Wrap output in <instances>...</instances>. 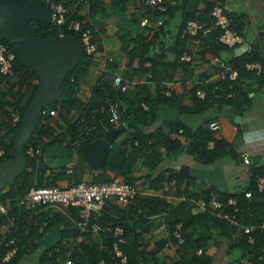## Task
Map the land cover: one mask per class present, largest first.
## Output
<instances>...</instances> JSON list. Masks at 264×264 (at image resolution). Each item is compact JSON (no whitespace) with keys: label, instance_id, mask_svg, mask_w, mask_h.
Instances as JSON below:
<instances>
[{"label":"trees","instance_id":"16d2710c","mask_svg":"<svg viewBox=\"0 0 264 264\" xmlns=\"http://www.w3.org/2000/svg\"><path fill=\"white\" fill-rule=\"evenodd\" d=\"M74 1H60L67 8L66 18H78L82 27H88L90 23L83 18V15L78 16L75 12L69 13L68 5L73 4ZM100 1L87 0L86 15L89 16L93 8L101 3ZM78 2L83 3L82 0H78ZM211 5L212 3L208 4L200 16L185 15L183 17V21L174 35V52L170 59L159 48H156L155 51L146 49L147 43L145 49L140 51L149 54L143 59L149 61L146 72H149L148 79L155 83L152 90L142 82L135 84L132 88H127L123 92L114 93L109 88V77V79H100L103 86L99 84L92 86L89 98L83 105L74 97V93L78 83L89 73L90 60L89 56L80 47L79 56L62 76L55 97L43 100L38 105L34 125L29 135L22 142V149L26 158L24 167L16 174L11 183L0 187V201L8 203V215L13 217L9 231L3 233V235L0 234V264H18L23 256L30 255L36 247V250L40 249L38 264H64L63 260L58 262L56 258L65 256V253H68L66 255L69 257V264H95L99 259H102L104 264H158L155 253L161 249L166 241H169L171 246H174L179 252L188 251L189 258L186 259V264H212V258L205 253V248L210 243L212 245L217 244V241L221 238L227 240V247L230 251L236 249L241 254L244 253L247 256L248 264H264V234L258 232L259 230L254 231V240L252 244H248L242 235L231 237L233 227L224 219L214 216L208 210L188 209L187 197L191 196L194 199L198 196L206 197L209 190H212L211 188L203 189L196 194L183 189L184 198L174 205L167 203L163 196L154 194L153 191L148 193L137 192L124 204L113 206V212H115L113 214L115 215H110L105 212V209H102L98 219L100 224L111 221V223H119L122 227V240L118 242V246L125 255L124 261H120L119 257L113 254L111 249L113 236L110 232L98 231V238L94 239L90 232L74 229L70 232V235L75 239H73L74 242L66 244L62 242V238L69 232L68 220L61 210L55 207H46L37 216L28 214L30 210H24L16 203L18 197L31 185H50L55 182V179L63 177L72 181L80 180L71 164L70 171L66 170V161L70 160L72 152L78 154L84 160L81 155L82 145L95 137L101 136L107 129L111 128V122L107 120L104 113L91 110L92 106L98 105L103 94L118 99L120 106L123 108L120 119L124 121L125 126L121 130L123 135L120 140L118 142L112 140L108 146L102 165L99 167L88 165V169L96 171L91 174L89 181H107L113 176L121 181H128L127 172L132 170L140 155L154 148L158 142L170 145L175 141L174 137L170 138L168 131L179 130L184 133L185 130L189 129L180 118H166V120L158 118L157 113L160 108L170 107L181 113L188 110H191V112L204 111L214 106L232 107L235 112L242 113L249 106L250 96L248 92L259 88L264 90V43H262L261 50L248 49L242 54L234 56L233 59L223 62L228 63L235 70V76L232 79L227 77L216 78L204 84L203 77H199V81L190 88L189 93L192 104L187 108L181 106V93H178L175 88L167 87L168 94H164L166 87L164 85L157 86V82L160 80H170L174 69L178 66L184 74H189L188 60L179 58V55L185 49L184 41L186 38L184 34H181V26L187 18H194L200 23L202 21L201 16H204L207 22L212 20L209 15ZM24 24L32 26L36 37L40 40H56L67 36L79 39L78 31L67 29L63 25L54 26L49 21L43 23L35 17L25 19ZM231 26L239 32L235 24L232 23ZM59 32L62 33L61 36L58 35ZM218 33L219 30L213 26L205 32L206 38L200 39L202 45L199 51L200 54L209 50L215 55L218 50L226 49V46L217 40ZM199 34H201V30L196 33V35ZM90 39L92 41L91 37ZM0 42L6 44L13 52L11 72L9 74L0 73L1 161L12 157L13 143L9 139V135L14 133L21 124L24 106L41 80L30 65L21 60L15 43L5 36L0 37ZM252 61L259 62L260 70L258 73H255V69L245 67L246 62ZM198 88L203 89L204 94L202 96H197L195 91ZM56 100L60 102L61 108L64 110V113L59 114L58 118L52 117L47 112ZM142 103L145 104V107L142 106ZM81 107L82 109L89 108L88 113H83L87 115V117H83L84 119L90 117V120L86 123H84L85 120L77 122L75 118H70L68 115L69 110H78ZM9 109H16L18 112V118L14 124H10ZM85 125L89 127L92 125L88 134L82 140H79L77 145L72 143L74 137L80 136L79 130H82ZM164 126L167 128L165 129ZM214 132L215 130H210L206 125V128L199 129L197 134L194 133V139L188 142V145L190 144L188 148L194 151L196 157L212 161L225 153V141L215 136ZM148 140L150 141L148 142ZM208 140L212 141L209 147L206 145ZM28 145L40 146V153L28 156L25 154ZM51 146L62 149L61 154L64 156L60 159L59 164H50L42 158L44 150L49 149ZM250 173L251 178L248 184L240 191H214L216 197L221 200L228 196H233L236 199L239 208L238 216L242 222L257 223L264 195L255 190L252 179L256 173H264V167L258 164L253 165L250 167ZM158 177V175L149 176L147 179L149 183L154 185V180H157ZM244 189L251 190L250 197L243 196L242 191ZM67 208L71 217H75L74 208ZM159 213H163V221L167 227V238L142 242V230H140L144 228L142 225L144 223L152 224L153 220L149 217ZM29 215L30 219L27 218ZM5 219L6 217L2 216L0 222ZM42 221L45 222L38 229ZM175 222H180L178 231L183 238L180 243L171 234ZM52 225L57 227V239L52 245L38 247L37 240ZM8 238H12V241L8 242ZM13 245L16 249L12 255L7 260H1L5 250ZM197 247H200L199 253H195ZM47 252L50 253L47 254ZM258 254H261L260 258H258ZM236 264H244V262L238 260Z\"/></svg>","mask_w":264,"mask_h":264},{"label":"crops","instance_id":"0c3cea01","mask_svg":"<svg viewBox=\"0 0 264 264\" xmlns=\"http://www.w3.org/2000/svg\"><path fill=\"white\" fill-rule=\"evenodd\" d=\"M214 1L216 0H164L166 9L159 11L144 3L143 0H101V3L93 8L89 16L86 15L84 7L78 0L69 4V13L75 12L78 16L83 15V18L90 23L88 26L90 37L97 48H104L106 53L111 56V59L105 60L102 66L97 53L88 55L90 60L89 73L78 83L74 97L83 103L96 77L109 79L115 73L129 79L128 88L143 82L152 90L155 83L145 77L149 61L143 59L149 54L140 51H143L146 46L149 51H155L156 48H159L170 59L174 52V35L183 21V17L185 15L200 16L206 6ZM218 1L233 17V25L237 26L242 37L245 48L239 54L248 49L261 50L264 38H260L258 41L255 33H260L261 29H264V0ZM201 18V34L195 37H186L184 41L185 49H187L190 57L188 60L189 74H184L178 66L174 69L170 80L157 82V86L164 85L166 87L164 94H168V88L171 87L181 93L180 104L186 108L192 104L190 88L199 81V77H203L204 84L215 80L216 69L222 64H228L223 62L239 55L233 51V48L229 47L218 50L215 55L209 50L200 54L199 51L202 46L200 39L206 38L205 32L212 27L211 20L207 22L204 16ZM251 63L259 65V67L255 65L252 67L253 70L255 69V73H258L260 70L259 62L252 61ZM102 69L104 70L102 71ZM139 79H141L140 82H138ZM248 95L250 96V104L242 113L235 112L232 107L214 106L204 111L191 112L188 110L181 113L170 107L160 108L157 113L158 118H163V120L174 117L180 118L189 129L185 130L184 133L179 130L168 131L170 138L174 137V142L170 145L158 142L154 148L140 155L132 170L127 172L128 182L136 185L141 193L153 191L154 194L163 197L166 195L174 196V204L181 200L179 199L180 196L184 198L183 189L194 194L206 188L224 192H235L243 189L251 178L250 167L257 164L264 167V90L254 89L249 91ZM229 108L232 109V112L228 110ZM75 113V109L68 111L70 118ZM234 116L236 117L234 118ZM212 119H216L218 122V128L214 134L225 141L226 151L216 159L207 161L196 157L194 151L188 148L190 145L188 142L194 139V133L197 134L199 129L206 128L207 122ZM122 135L123 131H120L114 136L113 141L118 142ZM242 149L248 153L249 164H244L241 161L240 150ZM61 153L60 147L51 146L44 150L42 158L50 164H59L60 159L64 156ZM69 162L70 160L66 161V164ZM88 165L86 161L82 162L80 170L78 171L77 168L74 170L80 180H89L91 174L96 172L88 169ZM157 175L159 177L154 180V185L148 182L147 177ZM64 180H66L65 177L57 178L53 184ZM200 197L195 199L191 196L187 197L188 209H198L195 201ZM177 198L179 200H176ZM125 202L109 198L103 209L110 215H115L113 214L115 213L113 206L122 205ZM46 207L55 206L36 205L30 210V214L38 216ZM62 212L67 217L69 229L68 234L62 238V242L72 244L75 239L70 235V232L76 228L72 224V217L68 208L64 207ZM27 218L30 219V215ZM149 218L153 220L152 224L144 223L142 225L144 228L140 229L142 230V242L167 238V227L163 221V213L155 214ZM9 227L5 220L1 221L0 234L3 235L9 231ZM91 236L97 239L98 233H93ZM57 237V227L52 225L37 240L38 247L52 245ZM36 248L30 255L23 256L18 264H38L40 249L36 250ZM49 253L47 252V254ZM205 253L211 256L212 264H236L238 260L248 264L247 256L244 253L241 254L236 249L231 251L228 249L225 238L219 239L215 245L210 243L205 248ZM66 254L68 253H65V256L57 257L56 261L61 262L63 260L64 264H67L65 261L69 257ZM155 258L158 264H186V259L188 260L189 257L187 250L179 252L174 246H171L169 241H166L161 249L156 251Z\"/></svg>","mask_w":264,"mask_h":264},{"label":"built area","instance_id":"2783aa9c","mask_svg":"<svg viewBox=\"0 0 264 264\" xmlns=\"http://www.w3.org/2000/svg\"><path fill=\"white\" fill-rule=\"evenodd\" d=\"M49 11L48 21L54 26L63 25L67 29L78 31L79 33V44L81 49L85 54L97 53L98 60L104 64V61L111 59V56L108 55L104 48H97L95 43L90 39V30L88 27H82L78 18L68 17L66 18L67 8L59 0H42ZM144 3L155 7L158 10H164L165 4L164 0H143ZM82 5L86 12L87 0H82ZM209 15L212 17L211 24L213 27H216L219 30L217 35V40L229 48H234L241 46L242 37L240 33L232 27L233 18L225 10L223 5L218 1H214L209 9ZM202 29L201 23L194 18H187L181 26V34H184L186 37H195L196 33ZM256 39L259 41L260 38H264V29H261L260 33H255ZM58 35H62L61 32ZM181 60H189V53L187 49H184L179 55ZM13 59V52L6 46V44L0 42V73L9 74L11 72V61ZM253 65L259 67L256 63L246 62L245 67L252 68ZM104 69H102L103 71ZM216 78L227 77L232 79L235 76V70L230 67L229 64H222L216 69ZM149 76V72H145V77ZM141 79L138 80L140 82ZM99 84L103 86L101 80L96 77L88 91V94L83 101V105L87 102L89 98L92 86ZM130 84L129 79L124 77L121 74L115 73L112 74L109 80V88L113 90L114 93H119L125 91ZM166 92V91H164ZM197 96H202L204 91L202 88L196 89ZM116 98V97H115ZM110 97L103 94L101 96V101L96 106H92V111H99L104 113L107 117V120L111 122V128H118V126L124 125V121L120 119V113L123 108L120 106L118 99ZM142 106L145 107V104L142 103ZM83 107V106H82ZM79 108L76 110L75 115L72 118L78 122L84 121L86 123L89 119H84L87 115L83 113H88V109ZM48 114L52 117L58 118V115L64 113V110L61 108V104L58 100L54 101L53 104L47 110ZM10 124H14L18 118V112L16 109H9ZM58 120V119H57ZM207 127L210 130H216L218 128V122L216 119L209 120L207 122ZM92 128V125L85 127L79 130L80 136L74 137L72 143L78 144L79 140H82L83 137L88 134L89 129ZM256 133V132H255ZM212 141L208 140L206 145L211 146ZM2 150L0 149V154ZM40 153V146L28 145L25 149V154L28 156H34L35 154ZM241 161L244 164H249L250 158L245 149L240 150ZM70 164H66V170L70 171ZM253 186L258 193L264 195V173H256L253 176ZM140 192L138 187L131 182L121 181L116 176H113L107 181H89V180H64L62 182H57L50 185L35 186L31 185L24 191L17 199V204L20 205L24 210H31L36 205H53L58 210H61L64 207H73L75 211V217L72 218V224L79 231H88L91 234L97 233L98 231L104 230L110 232L113 236L111 241V249L113 254L119 257L120 261L125 260V255L121 252L118 242L122 240V227L119 223H111L107 221L105 224H100L98 219L102 213V209L105 206L106 201L109 198H113L117 201H127L132 196ZM244 197L251 196L250 189H244L242 191ZM165 200L169 204H174L175 198L171 195H166ZM183 196H180L179 199L182 200ZM178 198L176 200H179ZM196 207L200 210H208L214 216L219 217L227 221L232 227L233 231L231 232V237L242 235L244 236L245 241L248 244H252L254 240V231L259 230L264 234V201L261 206V212L259 215V221L257 223H244L239 219L238 216V205L236 199L233 196H228L224 200H221L216 197L214 191L209 190L206 197L201 196L195 201ZM9 205L6 201H0V218L3 216L6 217L5 221L8 225H12L13 217L8 215ZM30 214V211L28 212ZM45 221H42L39 225V228L44 224ZM166 225V223L164 222ZM180 222H175L171 230L172 236L176 239L178 243L183 241V238L179 234L178 227ZM8 242L12 241V238H8ZM15 246H11L6 249L4 254L1 256V260H7L9 256L15 251ZM200 252V247L195 249V253ZM258 258L261 257V254L257 255ZM67 264L69 260L65 261ZM95 264H104L102 259H99Z\"/></svg>","mask_w":264,"mask_h":264},{"label":"water","instance_id":"95a60500","mask_svg":"<svg viewBox=\"0 0 264 264\" xmlns=\"http://www.w3.org/2000/svg\"><path fill=\"white\" fill-rule=\"evenodd\" d=\"M48 15L49 11L42 0H0V37L14 40L21 60L30 65L41 80L24 106L21 124L9 135L13 143V154L11 158L0 161V187L11 183L24 167L26 158L22 142L34 125L38 105L43 100L55 97L62 76L80 53V44L75 37L40 40L34 28L24 24L25 19L31 17L46 23ZM244 48L242 44L233 48V51L239 54ZM228 110L232 112L231 108ZM123 128L122 125L109 128L101 136L84 143L81 155L85 161L93 167L101 166L108 146Z\"/></svg>","mask_w":264,"mask_h":264},{"label":"rangeland","instance_id":"374dc122","mask_svg":"<svg viewBox=\"0 0 264 264\" xmlns=\"http://www.w3.org/2000/svg\"><path fill=\"white\" fill-rule=\"evenodd\" d=\"M10 40H11L13 43H15L14 40H12V39H10ZM82 162L84 163L85 161L82 160L78 154H76V153H74V152L71 153L69 164H71L73 170H75V169L77 168V170L79 171ZM85 164H86V163H85Z\"/></svg>","mask_w":264,"mask_h":264}]
</instances>
